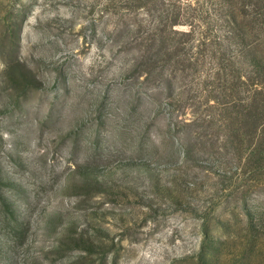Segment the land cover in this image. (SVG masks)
Listing matches in <instances>:
<instances>
[{
    "label": "rangeland",
    "instance_id": "374dc122",
    "mask_svg": "<svg viewBox=\"0 0 264 264\" xmlns=\"http://www.w3.org/2000/svg\"><path fill=\"white\" fill-rule=\"evenodd\" d=\"M227 1L0 0V264H264V0Z\"/></svg>",
    "mask_w": 264,
    "mask_h": 264
},
{
    "label": "trees",
    "instance_id": "16d2710c",
    "mask_svg": "<svg viewBox=\"0 0 264 264\" xmlns=\"http://www.w3.org/2000/svg\"><path fill=\"white\" fill-rule=\"evenodd\" d=\"M252 6H253V13L256 16L255 18L256 19L260 18V15L262 16L263 13H261L260 11H257L255 9L256 6H257V5H255V3H252ZM234 12H235V6H234L233 2L228 0L227 1V13H228V16L232 17V20L236 23L238 15H237V17L236 16L234 17ZM236 32L238 33L239 36H241L239 38H241L242 45L246 48V50L250 49L251 45H253V43L257 44V41L255 42V41H250V40L246 39L248 37L247 36L248 32L245 31L244 24H242L240 26H239V24H237L236 25ZM250 55H251V58L254 61L255 65L263 67L264 64L262 63V57L260 55H258L257 53H254V54L251 53ZM214 56H216V55H214ZM223 58H226L223 53H221V55L217 56V60L219 62V66L224 64V59ZM243 75L245 76V74H243V73L241 75L240 74L239 75L238 74L237 75L234 74V76L232 78L236 77V78L240 79V78H242L241 76H243ZM249 99H250V101H249ZM232 102H234V101H232ZM245 102H246V104L243 105V110L245 111L246 117L249 118V119H254L255 117L253 116V112H255L258 115V113L260 111H262V108H260V106L256 105L255 101H253V100L251 101V97L246 99ZM227 104H229V103H227ZM246 121H247L246 127L251 126L253 128L254 127L256 128V127L259 126L256 123V121H253V120H246Z\"/></svg>",
    "mask_w": 264,
    "mask_h": 264
}]
</instances>
